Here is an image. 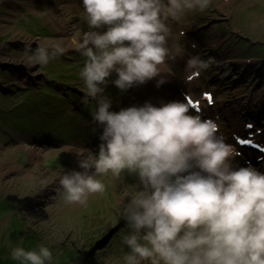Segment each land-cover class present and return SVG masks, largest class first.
<instances>
[{
  "label": "rangeland",
  "instance_id": "rangeland-1",
  "mask_svg": "<svg viewBox=\"0 0 264 264\" xmlns=\"http://www.w3.org/2000/svg\"><path fill=\"white\" fill-rule=\"evenodd\" d=\"M80 4L82 0H0V249L23 246L35 251L43 245L53 254L48 264H120L127 251L120 245L121 203L129 187L138 184L137 177H102L104 193L89 195L83 206L67 204L57 195L59 174L81 170L72 150L83 147L98 154L103 131L93 123L95 102L87 101L92 102L87 110L83 107L79 71L85 58L77 46L87 25L80 19ZM170 28L168 46L176 59L169 61L172 75L159 86L161 102L188 101V95L203 100V90L212 89V102L204 98L203 111L190 114L215 121L224 142L247 130L244 117L259 118L263 123L247 131L264 142V116L250 113L258 107L264 110L255 103L264 101V0H212L205 12L189 14ZM54 42L65 49L63 55L42 67L26 66V50ZM193 57L201 63L189 68ZM71 64L78 68L75 74L65 70L67 77L53 80L63 66L72 69ZM116 78L115 73L108 78L104 93L112 101L110 111L116 112L150 102L159 79L122 93L111 83ZM179 82L195 87L196 93L181 92ZM48 86L57 92H41L28 103L20 95L27 87ZM17 104V112L21 110L31 126L16 124L10 115L4 118ZM54 118L58 122H48ZM47 125L53 128L46 130ZM59 126L72 133L67 138L45 134ZM232 163L234 168L251 165L264 173V154L253 148H237ZM67 245L76 255H65Z\"/></svg>",
  "mask_w": 264,
  "mask_h": 264
},
{
  "label": "clouds",
  "instance_id": "clouds-1",
  "mask_svg": "<svg viewBox=\"0 0 264 264\" xmlns=\"http://www.w3.org/2000/svg\"><path fill=\"white\" fill-rule=\"evenodd\" d=\"M212 0H82L87 25L77 51L85 101H94L93 123L102 126L98 154L75 147L80 171L59 174L57 195L67 204L103 194L102 177L134 175L125 192L120 264H264V173L233 167L234 150L218 125L190 114L185 102L110 111L109 77L122 93L172 75L168 46L171 23L203 13ZM106 27V31L103 29ZM59 42L26 50V66L41 67L63 55ZM201 62L190 58L187 67ZM168 71H165V69ZM18 264H48L53 254L41 245L10 253Z\"/></svg>",
  "mask_w": 264,
  "mask_h": 264
},
{
  "label": "trees",
  "instance_id": "trees-1",
  "mask_svg": "<svg viewBox=\"0 0 264 264\" xmlns=\"http://www.w3.org/2000/svg\"><path fill=\"white\" fill-rule=\"evenodd\" d=\"M37 23H35V25H36ZM72 65V69H68V67H65V66H63L62 68L64 69V70H62V74H58V75H54V76H57V77H55L56 79H53V80H58V79H64V77H67L66 76V73H67V75H68V72L69 73H71V74H75V72L78 70V68H76L75 67V65H73V64H71ZM67 66H69V65H67ZM65 70H66V73H65ZM50 79H52V77L50 78ZM71 81L72 79H69V78H66L64 81ZM66 83V82H65ZM43 89V90H42ZM35 88V87H27V88H25V91H23V92H21L20 93V95L21 96H23V101L25 102V103H28L31 99H33V98H36L37 97V94H39V93H41V92H43V95L44 94H46V92H47V94H50V91H55L54 89H52V88H50L49 86L48 87H46V88ZM44 89H46V90H44ZM22 90H24V89H22ZM55 92H57V91H55ZM57 94V93H56ZM58 95V98H59V96H62V94H60V93H58L57 94ZM36 96V97H35ZM53 96H55V95H53ZM62 100H66V98H63V97H60ZM50 103H52V102H50ZM55 104V103H54ZM89 104V105H88ZM91 104H92V102H87V101H84L83 102V107H84V109L85 110H87L90 106H91ZM15 107V110H14V112H10V111H8V113H4L3 115L4 116H7V117H4L5 119L6 118H8V116L10 115V117L13 119L14 118V122L16 123V124H19V125H21V124H26L27 126H31V122L32 121H25V119H24V116L25 115H23L22 113H21V110L20 111H18L17 112V107H19V104H17L16 106H14ZM47 108H50V107H46V110L48 111V109ZM38 111V110H37ZM36 112V111H35ZM58 120L59 119H56V118H54L53 120H51V119H49L48 120V122H54V123H56V122H58ZM49 123V124H50ZM48 126H50V125H47V129L46 130H48ZM51 128H53L52 126H50ZM49 127V128H50ZM50 128V129H51ZM57 130L55 131H50L49 133L48 132H46L45 131V134H48V135H54V136H59V137H63V138H67L71 133H72V130L71 129H68V128H63L62 126H59L58 128H56ZM51 130H53V129H51ZM15 207L14 206H12L11 205V208L10 209H14ZM121 236H122V232H120V235H119V237H120V239H121ZM19 242L17 241V244H18ZM16 244V245H17ZM21 247H23V246H21ZM4 248V247H3ZM5 249V251L6 250H9V252H5V251H2L1 249H0V264H18V262H16V261H14V260H12L11 259V256H10V253H11V250L10 249H8V248H4ZM25 249V248H24ZM63 249V248H62ZM122 250V249H121ZM123 250H127V249H123ZM29 251H31V250H29ZM64 251H65V255H68L69 257L71 256V254H72V252H73V254H75V250L74 249H72V248H70V246L69 245H67L66 247H65V249H64ZM119 251H120V249H119ZM76 255V254H75Z\"/></svg>",
  "mask_w": 264,
  "mask_h": 264
},
{
  "label": "bare ground",
  "instance_id": "bare-ground-1",
  "mask_svg": "<svg viewBox=\"0 0 264 264\" xmlns=\"http://www.w3.org/2000/svg\"><path fill=\"white\" fill-rule=\"evenodd\" d=\"M238 60H241V61H243V59H238ZM245 60V59H244ZM248 63V62H247ZM46 70V69H45ZM71 84V83H70ZM177 85L180 87V91L181 92H184V91H188V92H190V93H192V94H195L196 93V89H195V87L194 88H192L191 86L190 87H185V85H188V84H184V87H183V85H181L180 84V82H179V84L177 83ZM193 85H195L194 83H193ZM189 86V85H188ZM183 87V88H182ZM153 94H151V98H150V102L154 105V106H157V107H159V106H161V99L159 98V96L160 95H162L161 93L163 92V87H156V88H153ZM159 100V101H158ZM183 102H185V103H187V101L185 100H183ZM258 106H261V105H263L264 106V101H261L260 99H258L256 102H255ZM188 104V103H187ZM189 105V104H188ZM245 105V104H244ZM251 105V104H250ZM202 106V105H201ZM249 106V104L247 103V106L245 105L244 107H248ZM254 107V106H253ZM252 107V105H251V108H253ZM189 108H190V112H193V109H192V107L189 105ZM254 109V108H253ZM202 110H203V108H202ZM254 116L255 117H263L264 116V110H262L260 107H258L257 109L255 108L254 109ZM253 115V114H252ZM261 126V125H260ZM42 128V127H41ZM229 137H231L230 135H229ZM226 142L225 143H227L228 145H230V146H232V148H233V150H236L237 149V145L235 146V144H234V142H232V138H231V140H225Z\"/></svg>",
  "mask_w": 264,
  "mask_h": 264
},
{
  "label": "snow or ice",
  "instance_id": "snow-or-ice-1",
  "mask_svg": "<svg viewBox=\"0 0 264 264\" xmlns=\"http://www.w3.org/2000/svg\"><path fill=\"white\" fill-rule=\"evenodd\" d=\"M205 98L208 100L209 103L211 102V96H209V95L206 94V97ZM187 103L190 104V105H192V107H193L194 110H195L196 107H198V105L197 104H194L191 100H188ZM248 127L251 128V125H249Z\"/></svg>",
  "mask_w": 264,
  "mask_h": 264
}]
</instances>
